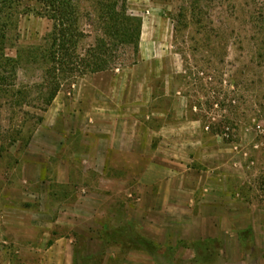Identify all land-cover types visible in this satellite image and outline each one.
Segmentation results:
<instances>
[{
  "label": "rangeland",
  "instance_id": "obj_1",
  "mask_svg": "<svg viewBox=\"0 0 264 264\" xmlns=\"http://www.w3.org/2000/svg\"><path fill=\"white\" fill-rule=\"evenodd\" d=\"M127 5L143 22L140 54L135 64L129 51L127 66L105 75L103 82H116L113 97L93 86L100 81L94 75L64 88L47 111L13 108L0 94V264H41L43 251L68 236L76 246L75 264H151L104 236L129 224V233L116 237L129 247L133 231L140 233L144 220L133 210L142 202L135 185L147 176L143 169L92 163L89 135L96 133L89 125L105 108L125 120L121 128L145 127V141L158 149L160 162H168V149L172 161L180 162V169L161 166L152 174L185 176L189 190L200 176L228 178L238 201L249 198L263 206L264 0H127ZM51 28L47 19L18 15L7 55L40 45ZM26 70L19 87L40 85L41 69ZM33 95L38 101L37 91ZM99 97L108 99L99 104ZM86 198L99 206L98 213L78 206ZM236 223L246 241L242 249L230 228L207 259L201 252L198 262L188 261L175 257L173 247L157 245L154 264L258 262L261 234L247 230L244 219Z\"/></svg>",
  "mask_w": 264,
  "mask_h": 264
},
{
  "label": "crops",
  "instance_id": "obj_2",
  "mask_svg": "<svg viewBox=\"0 0 264 264\" xmlns=\"http://www.w3.org/2000/svg\"><path fill=\"white\" fill-rule=\"evenodd\" d=\"M107 72L94 76L102 81L107 78L105 77ZM100 81H94L93 86L105 95L113 97L116 82L107 80L100 83ZM104 99L108 98L99 97L98 103L102 104ZM116 113L117 111L112 112L108 108L100 110L94 119V125H89L93 129L92 132L96 133L89 135L93 139L89 149L92 163L99 164V167L114 170H147V176L140 179L135 185L138 186V191L135 194L137 202H142L141 204L137 203V208H133V210L137 211L144 220L140 235L153 241L159 247H173V251H176L175 257L178 255L182 259L194 262L197 252L189 246L190 244L208 240H216L221 243V239L224 237L223 231L229 233L230 228L231 233L239 236L240 243H238L241 244L242 249V245L244 242L246 244V241H243L240 236V230L236 229L240 228L236 222L244 219L247 221L245 226L247 230L258 229L257 231L261 234L260 243L258 242L257 245L261 249L262 256L258 262L251 263L242 259L240 264H264V200H262L263 206L261 207H257L255 202L249 198L241 199V202L238 201L239 194L235 193V188L231 183L229 184L228 178L200 176L195 188L189 190L188 183L184 180L185 176L181 179L159 176L156 172L152 174L153 170L161 166H166L164 169H180L178 166L180 162L174 159L172 161L170 149H168L170 152L168 162L166 164L160 162L158 149H155L149 140L145 141L148 130L145 127L132 129L130 126H123L121 128L120 125L125 120L118 118L119 115ZM152 133L155 135L154 131ZM227 169H230L234 175L232 166ZM116 182L118 181L114 179V183ZM140 185L142 187H139ZM157 185H160L158 190L156 189ZM94 203L90 198H86L80 201L78 206L98 213L99 206ZM73 221L74 219L70 220L71 225H75ZM84 229L89 230V228ZM244 239L246 240L245 237ZM99 242L101 243V241ZM252 244H250L251 252H254L256 245L252 246ZM224 246V250H226L227 246L225 244ZM132 253L143 257L147 263H155L154 254L143 251H133ZM224 253L225 251H223ZM228 254L226 252V255ZM239 255H242L241 252ZM40 262L41 264H75L74 239L71 236L57 238L53 245L43 251ZM228 262L234 263L235 261L230 259Z\"/></svg>",
  "mask_w": 264,
  "mask_h": 264
},
{
  "label": "trees",
  "instance_id": "obj_3",
  "mask_svg": "<svg viewBox=\"0 0 264 264\" xmlns=\"http://www.w3.org/2000/svg\"><path fill=\"white\" fill-rule=\"evenodd\" d=\"M22 14L47 19L52 28L40 45L19 48L11 57L6 53L9 32ZM142 26V19L129 11L127 0H0V94L13 108L34 106L47 111L59 93L80 78L126 67L129 51L136 64ZM32 66L41 69V84L19 87L20 72ZM34 91L38 101L33 98ZM127 226L104 236L114 237V244L122 250L154 255L155 250L160 251L156 243L137 231H133L129 247L119 243L116 237L129 233ZM107 243H111L109 239ZM218 243L208 240L189 246L196 250L199 260L201 252L204 259L212 256V247Z\"/></svg>",
  "mask_w": 264,
  "mask_h": 264
}]
</instances>
